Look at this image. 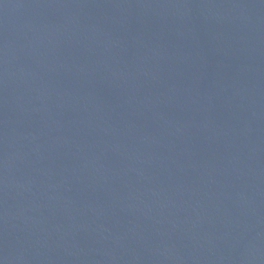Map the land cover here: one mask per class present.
I'll use <instances>...</instances> for the list:
<instances>
[{"label": "water", "instance_id": "obj_1", "mask_svg": "<svg viewBox=\"0 0 264 264\" xmlns=\"http://www.w3.org/2000/svg\"><path fill=\"white\" fill-rule=\"evenodd\" d=\"M0 264H264V0H0Z\"/></svg>", "mask_w": 264, "mask_h": 264}]
</instances>
